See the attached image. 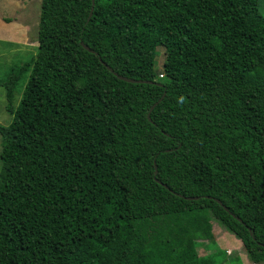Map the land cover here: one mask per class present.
<instances>
[{"label": "trees", "instance_id": "16d2710c", "mask_svg": "<svg viewBox=\"0 0 264 264\" xmlns=\"http://www.w3.org/2000/svg\"><path fill=\"white\" fill-rule=\"evenodd\" d=\"M262 1L40 0L0 78V264H224L213 219L264 262Z\"/></svg>", "mask_w": 264, "mask_h": 264}, {"label": "rangeland", "instance_id": "374dc122", "mask_svg": "<svg viewBox=\"0 0 264 264\" xmlns=\"http://www.w3.org/2000/svg\"><path fill=\"white\" fill-rule=\"evenodd\" d=\"M40 0H0V78L11 69L16 68L28 60L36 52L37 42L34 40L33 15L39 12ZM262 8L264 10V1ZM156 70L162 72L164 50L157 48ZM6 90L0 87V124H7L10 114L5 110L7 99ZM21 96L20 89L13 97V105H16ZM213 241L216 242L219 251H224V264H264L253 263L247 258L242 243L234 235L211 220ZM199 255L209 254L210 249L198 247ZM213 253L216 254V251Z\"/></svg>", "mask_w": 264, "mask_h": 264}, {"label": "water", "instance_id": "95a60500", "mask_svg": "<svg viewBox=\"0 0 264 264\" xmlns=\"http://www.w3.org/2000/svg\"><path fill=\"white\" fill-rule=\"evenodd\" d=\"M92 4H93V0H92ZM91 14V12H89V15ZM84 47H86L88 50H90L91 51V49L87 46V45H84ZM119 78H121V79H124V80H127V81H136V82H141V81H146V80H136V79H131V78H128V77H125V76H121V75H119ZM162 98V97H161ZM161 98L159 99V100H161ZM158 102V101H157ZM157 102H155L151 107H150V109H149V112L147 113V118L150 120L151 119V117H150V111L152 110V108L154 107V105H156V103ZM154 173H156V167H155V169H154ZM218 202H220L219 200H217ZM225 208V207H224Z\"/></svg>", "mask_w": 264, "mask_h": 264}, {"label": "clouds", "instance_id": "9594fccd", "mask_svg": "<svg viewBox=\"0 0 264 264\" xmlns=\"http://www.w3.org/2000/svg\"><path fill=\"white\" fill-rule=\"evenodd\" d=\"M91 2H92V0H91ZM93 3H94V0H93ZM93 5H94V4L91 5V9H90V12H91V13H92ZM225 254H226V252H224V255H225ZM224 260H225V259H224ZM250 262H251V261H250Z\"/></svg>", "mask_w": 264, "mask_h": 264}]
</instances>
